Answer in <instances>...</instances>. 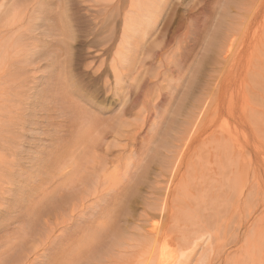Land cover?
Segmentation results:
<instances>
[{"label":"rangeland","instance_id":"374dc122","mask_svg":"<svg viewBox=\"0 0 264 264\" xmlns=\"http://www.w3.org/2000/svg\"><path fill=\"white\" fill-rule=\"evenodd\" d=\"M10 1L19 10L26 7L14 21L10 2V8L5 6L8 10L0 8V43L11 35L16 39L22 34L28 47L22 46L28 50H24V54L29 57L25 65H21L25 80L21 96L20 132L23 133L19 138L25 147L23 156L26 160L23 161L24 171H27L22 178L26 185L24 196L22 194L25 200L17 204L9 212L11 214L0 215V263L16 262L15 259L26 255L29 258L25 264H68L65 260L71 257L72 250L80 245L89 229L108 228L109 222L103 214L117 209L121 214L118 225L128 244L121 249L107 244L105 253L93 264L99 261L100 264L136 263L137 252L148 236L157 234L164 224L176 228L172 218L176 212L181 216L178 224L182 231L194 234L203 225L212 237L206 240L208 244L198 254L194 245L182 248L180 243L162 241L165 253L168 255L175 250L193 257L196 254L190 264H225L227 254L219 248L223 239L218 240L214 234L217 237L224 232L227 234L239 222L238 212L232 211L242 182L235 173L238 165L243 163V158H237L229 149V143L252 139L254 133L250 122L255 118L252 116L264 115V42L257 43L264 40V29L260 27L264 22V0L169 1L153 36L156 44L142 53L135 70L122 72L125 83L117 91L108 65L112 59V54L107 52L111 42L106 39L110 33L121 34L129 0H42L40 5L38 0ZM224 8L230 11L229 17L234 12L241 13L242 17L237 15L241 18L245 15L248 23L241 18L240 22L238 20L240 25L236 29L239 32L235 31L234 39L232 37L234 51L216 57L217 51L223 49L222 46L218 48L220 40L215 39L216 30H221L230 19L223 12ZM250 9L256 10L253 11L257 13L256 17L250 15ZM10 20L16 21V26H11ZM68 28L72 33L67 31ZM252 37L256 39L252 40ZM70 53L73 59L69 57ZM71 59L70 68L66 61ZM102 60L101 70L106 71L113 85L109 91L104 89L102 81L94 79ZM194 69L201 72L193 87L200 94V103L197 109L189 108L194 116L187 126L181 124L179 116L176 118L179 124L175 126L172 108L181 97V104L189 102L182 92ZM69 70L73 71L70 74L73 77L68 80L71 82L66 78ZM71 83L76 91L70 90L74 93L67 95ZM35 85L37 90L30 91ZM4 95L10 98L8 93ZM84 95L105 117H111L122 100L126 126L121 131L104 129L92 151L86 154L91 162L93 155L97 156L96 160L103 168L101 170L98 164L92 168L99 175V182L87 184L82 181L70 187V152L77 139L75 131L83 111L79 109L84 103ZM263 117L252 123L259 120L264 125ZM175 131H178L177 137L171 143L169 136ZM261 136L264 141V127ZM163 137L166 143L162 144L161 152L167 160L159 163L153 159L151 151L161 145L159 141ZM220 137L224 142L218 140ZM253 154L250 149L246 157ZM90 168L88 165L87 169ZM87 169L84 173L90 172ZM96 188L98 191L94 190ZM41 203L46 210L40 208L41 213L34 215L32 207ZM254 205V198L248 197L242 209L248 210ZM204 210L210 212L207 218L200 217ZM256 212L260 214L261 209L258 207ZM229 214L234 217L233 221L226 220ZM35 219L38 225L34 223ZM29 221H33V228L29 227L31 233L24 231L28 229L26 223ZM263 229L264 220L249 229L251 238L256 237L255 243L264 245L263 236H257ZM179 235V232L172 234L173 237ZM16 243L23 246L21 251ZM263 245L258 244V247L262 250ZM218 253H221L220 258ZM253 253L255 258L259 257L256 251ZM211 256H214L213 261H210Z\"/></svg>","mask_w":264,"mask_h":264},{"label":"bare ground","instance_id":"6f19581e","mask_svg":"<svg viewBox=\"0 0 264 264\" xmlns=\"http://www.w3.org/2000/svg\"><path fill=\"white\" fill-rule=\"evenodd\" d=\"M41 1L42 0H38L37 4L40 5ZM129 1H130L129 9L127 10V13L123 15V21H122L123 22V29H122L121 34L116 36L114 33H110V36L109 37L107 36V39H106V41L111 42L110 46L107 49V52L112 54V59L108 65L110 66L111 72L113 74L114 88H116V91L119 88H122L124 83H125V76L123 75L122 72L124 70H130V71H132L133 69L135 70V68H136L135 66L140 61L142 53L145 54L149 47H152L156 44V41L153 39V36L158 31L157 28L159 26L160 16H161L162 12L164 11V9L166 7H168L169 1L171 2V0H129ZM8 2L11 3L10 0H2V2L0 4V8L2 9L4 7L5 10H8V7L7 8L5 7L8 4H10ZM106 2H107V0H106ZM13 3H15V2L13 1ZM235 4H237V3H235ZM234 5H233V7H234ZM8 6L10 8V5H8ZM12 7L13 8H10V9H14L13 10V12H14L13 13L14 14L13 20L11 19L12 21H14L17 18V16H21L24 13V11L26 10V7H24V6H23V8H21L19 10L18 6L16 4H14V5L12 4ZM231 8L232 7H230L229 9H231ZM247 9L249 10L248 7H247ZM5 10H3V11H5ZM253 11L255 12L256 10L250 9V12L247 10L245 12H247L248 16L250 13V15L253 14L256 17L257 13L255 14ZM223 12L225 13L226 16H228V17L230 16V11H226L225 8H224ZM237 15H240L242 17L241 13H236V12L231 13V17H229L230 19H227V22L229 21V23L227 25H225L226 24L225 23V24H223V26H221L222 24L219 25V27L221 26V30H219V31L216 30V32H218V33L215 34L216 35L215 39H217L218 41L220 40V42L218 44V48H220L221 46L223 48L221 51H217L216 57L217 56L221 57L225 53L228 54V51H232V48L234 47V43H235V41L233 40L235 37V35H234L235 31H236V33L239 32V31H237L238 29H236V28L238 25H240L239 22L241 21V19L245 18V15H243L244 18H241ZM228 17H226V18H228ZM232 19H234L235 21L237 20L236 24H235V21H232ZM11 20H10V24H12L11 26H14L13 24H15V26H16V24H17L16 21L11 22ZM238 20H239V22H238ZM225 22H226V20H225ZM242 22H241V24H242ZM245 22H246V20H245ZM246 23H248V22H246ZM69 24H67V25H69ZM261 25H260V27H262L261 29H264V22H262ZM60 27H64V26H60ZM12 28H14V27H12ZM228 30L230 31V33H227ZM67 31L69 33H72L71 30L69 31V28ZM243 34H245V33H243ZM233 35H234V37H233ZM232 37H233V39H232ZM24 38H25L24 35L18 34L16 36V39H13V36L11 35V36L7 37L6 39L4 38L1 41V43L3 42L2 44L0 43V48L2 49V50L0 49L2 51V52H0V98L2 99V101L0 103V215L1 214L3 215L4 213L11 212V210L14 209V207H16L17 204L19 205V204H21L22 201L25 200L24 197H22V194L24 196V190H25L24 188L26 187L24 182H22V178H23V176H25L24 174L27 171V169L24 171L25 168H24V161H23V159H25L23 156L24 151H25V150L23 151V149H25V147L23 148L24 145L22 146V144L20 143L23 140L19 141V138H21V134L23 133V132H20L22 129V126H21L22 125V123H21L22 98H21V96L23 94L22 93V83L24 82L23 80H25V78H24L25 74H24V71L21 70V68H22L21 65L22 64L25 65L26 59H28L27 57H29L27 54H24L25 49L22 47V46L26 47L25 43H24L25 42ZM255 39H256V37L253 38L252 40H255ZM12 41H15V43L12 44L11 43ZM67 42H69V41H67ZM260 42L262 43V42H264V40L263 41L258 40L257 43H260ZM67 45H69V44H67ZM255 45H256V43H255ZM258 46H259V44H258ZM72 47L73 46H71L70 48H72ZM256 47H257V45H256ZM26 48H28V47H26ZM39 48H41V47H39ZM39 48H37V49H39ZM34 50L36 51V48H34ZM68 50H69V46H68ZM25 51L27 52L28 50H25ZM70 51H72V50H70ZM37 53H38V51H37ZM70 54L71 55L69 57H71L73 59L72 53H70ZM32 55L36 56L33 53H32ZM65 55H67L66 52H65ZM37 59H38V57H37ZM68 59L69 58H66V60H68ZM72 59L69 62L66 61L70 68H71L70 65H71ZM32 64H34V63H32ZM103 64H104V61L102 60L100 68L99 69L96 68V69H98V71H96V73L97 72H99V73H98L97 77H95L94 79L95 80L98 79V80L102 81L104 89L109 91V90H112L113 85H112V82H110L108 80L109 76L106 74V71L101 70ZM60 65H62V64H60ZM69 67L67 69H69ZM67 69H65V70H67ZM70 70L68 73H66L67 74L66 75L67 81L73 77V76L71 77V75L73 74L72 73L73 71L70 72ZM196 70L194 69V71L197 72V74L194 71H192L191 76L189 78L190 80L188 79L189 81H187L188 83L186 84V90L182 92V95L184 94L183 96L186 97L189 102H187V104H185V105H184V103L181 104L180 103L182 100V97H181L180 101L174 106V108H172V113H173L172 115H174V119L172 120V123L175 126L179 124V122L176 121L177 116L180 117L181 124L184 126H187L188 123L191 122L192 117L194 116V112L191 111V109H189V108L193 109L196 107V109H197L199 106L200 94L197 93L198 91H194L193 87H194L195 79L198 78V76H199V74H201V72H200V70L199 71H196ZM61 72H64V71H61ZM93 75H95V74H93ZM64 78H65V76H64ZM33 79H35V78H33ZM71 81H68V82H71ZM71 84L68 85V86H70V89L67 88V91H68L67 95H69V93L71 91H74V92L76 91L73 88L74 87L73 84L72 85ZM37 85H35V87L33 89H30V91H32V90L36 91ZM74 92H72V93H74ZM4 93H8L10 98H7L4 95ZM72 93H70V94H72ZM67 95L65 97H67ZM32 96H34V95L32 94ZM82 97H83L82 101L84 103H82V107L79 110H81V111L83 110V111L80 112V114L78 112L79 117H80V121L77 123L76 131H75V133H77V139L73 143V146H72L71 152H70V161H69V162H71L69 165L71 168V171H69V174L71 175V176L69 175L70 176V183H69L70 187H72L76 183H79L82 181H85L87 184L90 183V181H94L95 184L97 182H99V175L96 172L92 171V168H94L95 164L99 165V163L96 160L97 156L93 155V159L91 162V159L86 158L88 156V155L86 156V154L92 151V149L94 148V146L98 142L99 138L101 137V134L103 133L104 129L108 128V129L114 130V131H121V130H124L125 126H126L125 125L126 123L124 122V115L122 113L124 110L123 109V105H124L123 103L124 102L122 100H120V102L118 103L117 109L112 114V116L111 117H108V116L105 117L104 115L102 116L98 113L97 108L90 102V100L88 99V97H86V95H84ZM11 98H13V99H11ZM59 98H60V96H59ZM65 100H67V99H65ZM123 100H125V99H123ZM75 102L77 103L78 101L75 100ZM119 105H120V108H118ZM263 116H264L263 114H260L258 116H252L255 118L252 119L251 121L253 122L256 118L263 117ZM246 121L250 122L249 120H246ZM252 122H250L252 124V130L254 133V137L252 139L246 138L244 141H241V142L240 141H232L229 143V149L231 151H233V154L237 158H239V157L243 158V163L238 165V169L235 173L236 175H238L242 178V182H241L240 188L237 190V194H238L237 195V201L234 204V208L232 211V213L238 212L239 222L237 224L233 225L232 227H235V228H232L231 231L228 232L227 234H225V232H224L223 235L219 236V237H217L216 234H214L218 240L220 238L223 239L222 243L219 245V248L221 247L224 250L225 254H227V256L225 258V264H252V263L253 264H257V263L264 264V252H263L264 245L262 244V242H261V244L255 243L256 237H254L252 239L251 238L252 237L251 230H249L251 227L257 226L261 221L264 220V141H263L262 136H261V133L263 132L264 125L260 124L259 120L255 121L254 123H252ZM242 124L245 125V122L242 121ZM183 128H182V130H183ZM177 132L178 131H175L174 133L170 134L169 139H170L171 143H173L174 139H176ZM218 140L220 142H224L223 138H221V137L218 138ZM159 143H161V145L157 146L155 149H153L151 151V154L153 156V159L160 163V162H163L164 160H167V157L165 156V154L161 152V150L164 149V146L162 144L166 143V138L163 137L162 139H160ZM168 148H170V147H168ZM168 148H165V149H168ZM250 149H253L254 154L247 158L246 155L248 154V150H250ZM85 158H86V160H85ZM82 163H86V164H82ZM92 163H94V164H92ZM88 165H90V167H91L90 169H87ZM99 167L101 170L103 169L100 165H99ZM84 169H87L90 172L84 173ZM86 187L88 189L90 188V186H86ZM88 189H86V190L90 191ZM129 189H130V191L131 190L134 191L133 190L134 188H129ZM94 190L98 191L97 188ZM55 194H56V192H55ZM47 195H45V196H47ZM248 197L254 198L255 205L253 207L249 208L248 210L242 209V205H244L246 203V200ZM41 199H43V197ZM51 201L52 200H50L49 203H51ZM44 203H45V201H44ZM44 203H41L40 205L37 204L36 206H34L32 204L34 206V208L32 207L34 215H37V213H41V212H39L40 208H43L46 210L45 206H42V204H44ZM54 205H52V206L54 207ZM56 205H57V203H56ZM50 206H51V204H50ZM258 207L261 209V213L257 215L258 212H256V209ZM115 211L116 212L107 211L106 213L103 214V218H106L107 222H109V225H108L109 229L105 228L103 230H97L101 226L93 228V229L91 228V230L89 229V231L83 237V240L81 241L80 245L78 247H76L77 246L76 245L75 246L76 249H73L72 253L70 251L71 257L69 256L70 258L68 257L69 259L68 260L66 259L67 261L65 260V263L68 262V264H81L82 261L83 262L89 261V262H86L85 264H93L92 262L101 258V256L105 253L107 244H108V247L118 246L119 249L123 248V246H126L128 244L126 242L127 240L124 239V231L118 225V217H119V215H121L120 211H118L117 209ZM14 212H15V210H14ZM14 212H12V214H14ZM179 213L182 215L183 210H181ZM9 214H11V213H9ZM208 214H210V212H207L204 210L200 217L205 216L207 218ZM39 215H41V214H39ZM38 216L36 218H38ZM179 216L180 215H178L177 212L172 215V218L174 219L175 224H176V228L173 226L166 227L168 224H164V225H162L163 228L160 229L157 232V234L152 233L150 236H148L145 239L144 244H142L143 247H141L139 249V251L137 252V256L135 259L136 263H130V264H190V261L195 258L196 254L193 257L192 255H189V256L184 255V254L178 253L175 250H173L170 253H168V255H167L165 253V250L162 249L161 242L162 241H164V243L177 242L183 246L182 248H184L185 246L191 247V245H194L196 248H198L197 249V254H198V251H200L204 247V245L208 244L206 242V240L208 238L212 237V235H211L212 233L210 232L209 229H206V227L203 225H201L197 231H194V234H192L191 232L189 233L187 230L182 231L179 228L180 226L178 224V221L180 220ZM28 220H29V218H28ZM226 220L227 221H233L234 217L229 214L226 217ZM34 223L37 224L36 219H35ZM201 223L205 224V221L202 220ZM31 224L33 225V221H31V222L29 221L28 223H26V225H28V229L26 228L27 230H24L25 232H27L33 228V227L31 228ZM29 227L31 229H29ZM246 227L249 229H246ZM244 229H246V230L243 232ZM212 230H213V228H212ZM32 232L34 233V231H32ZM175 232H179L181 236L179 235V236L173 237L172 234ZM22 233H24V232H22ZM26 235L27 234H24L23 236H26ZM257 236L258 237L263 236V238H264V229ZM29 237L30 236H27L26 238H29ZM32 238H33V235H32ZM23 240H26V239L23 238ZM20 242H23L22 239ZM263 242H264V240H263ZM34 243H35V241H34ZM13 244H14V242L12 243V245ZM16 244L18 245V243H16ZM258 244L260 246L263 245L262 250L260 247H258ZM21 245H24V243H22ZM18 246L20 247V245H18ZM18 246H17V248H19ZM22 247H20V251H21ZM15 248H16V246H15ZM252 248H254V249H252ZM16 249H14V250H16ZM260 250L262 251L261 253L258 252ZM20 251H17V252H20ZM255 251H256V255H259L258 258L257 257L255 258V253H253ZM38 255H36V256H38ZM249 256H250V259H249ZM217 257L220 258L221 253H218ZM28 258H29L28 256L24 255V256H21L18 260L15 259L16 262H11V263L12 264H25ZM218 258H216V260ZM213 259H214V256H211L210 261H213ZM226 262H228V263H226ZM3 263L4 264H11V263H8L7 261L3 262ZM97 263L100 264V261Z\"/></svg>","mask_w":264,"mask_h":264}]
</instances>
